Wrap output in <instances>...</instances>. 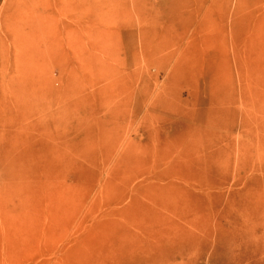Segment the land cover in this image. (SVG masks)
Returning a JSON list of instances; mask_svg holds the SVG:
<instances>
[{
	"label": "rangeland",
	"instance_id": "374dc122",
	"mask_svg": "<svg viewBox=\"0 0 264 264\" xmlns=\"http://www.w3.org/2000/svg\"><path fill=\"white\" fill-rule=\"evenodd\" d=\"M0 264H264V0H0Z\"/></svg>",
	"mask_w": 264,
	"mask_h": 264
}]
</instances>
